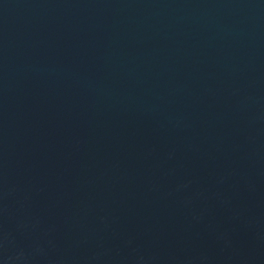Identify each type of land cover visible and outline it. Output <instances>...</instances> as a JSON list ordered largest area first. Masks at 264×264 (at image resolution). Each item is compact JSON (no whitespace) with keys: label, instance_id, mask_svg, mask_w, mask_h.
I'll list each match as a JSON object with an SVG mask.
<instances>
[{"label":"water","instance_id":"obj_1","mask_svg":"<svg viewBox=\"0 0 264 264\" xmlns=\"http://www.w3.org/2000/svg\"><path fill=\"white\" fill-rule=\"evenodd\" d=\"M0 264H264V0H0Z\"/></svg>","mask_w":264,"mask_h":264}]
</instances>
